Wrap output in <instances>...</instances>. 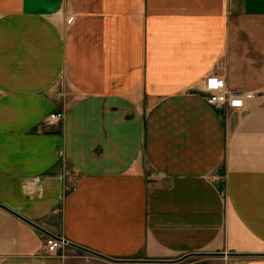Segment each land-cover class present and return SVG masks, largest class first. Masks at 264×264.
Listing matches in <instances>:
<instances>
[{
	"label": "crops",
	"instance_id": "1",
	"mask_svg": "<svg viewBox=\"0 0 264 264\" xmlns=\"http://www.w3.org/2000/svg\"><path fill=\"white\" fill-rule=\"evenodd\" d=\"M0 205V264H264V0H0Z\"/></svg>",
	"mask_w": 264,
	"mask_h": 264
},
{
	"label": "built area",
	"instance_id": "2",
	"mask_svg": "<svg viewBox=\"0 0 264 264\" xmlns=\"http://www.w3.org/2000/svg\"><path fill=\"white\" fill-rule=\"evenodd\" d=\"M204 91L206 102L217 109H242L245 107L246 101L254 97V92L252 91L229 89L225 78L219 74H211L206 77ZM63 118V112H52L47 117L46 124L53 126L62 121ZM213 178L217 180L218 176ZM67 244L68 241L61 234L47 235L42 255L45 257L56 256Z\"/></svg>",
	"mask_w": 264,
	"mask_h": 264
},
{
	"label": "water",
	"instance_id": "3",
	"mask_svg": "<svg viewBox=\"0 0 264 264\" xmlns=\"http://www.w3.org/2000/svg\"><path fill=\"white\" fill-rule=\"evenodd\" d=\"M0 206H3V205H0ZM4 208H7V207H5V206H3ZM36 227H38L39 229H41V230H43L41 227H39L38 225H36V224H34ZM47 235H54L53 233H50V232H48V231H45V230H43ZM58 235H60V234H58ZM229 254H239V253H229Z\"/></svg>",
	"mask_w": 264,
	"mask_h": 264
}]
</instances>
